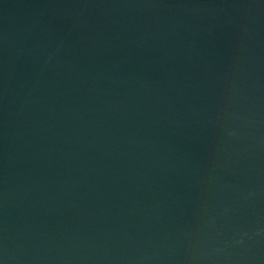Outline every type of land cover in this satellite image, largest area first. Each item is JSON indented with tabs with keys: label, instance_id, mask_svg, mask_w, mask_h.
I'll return each instance as SVG.
<instances>
[{
	"label": "water",
	"instance_id": "95a60500",
	"mask_svg": "<svg viewBox=\"0 0 264 264\" xmlns=\"http://www.w3.org/2000/svg\"><path fill=\"white\" fill-rule=\"evenodd\" d=\"M0 264H264V0H0Z\"/></svg>",
	"mask_w": 264,
	"mask_h": 264
}]
</instances>
